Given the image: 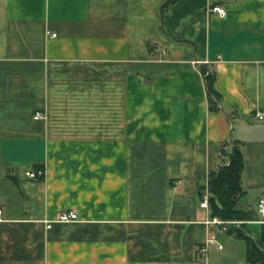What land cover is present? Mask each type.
<instances>
[{
    "label": "crops",
    "instance_id": "crops-1",
    "mask_svg": "<svg viewBox=\"0 0 264 264\" xmlns=\"http://www.w3.org/2000/svg\"><path fill=\"white\" fill-rule=\"evenodd\" d=\"M258 113L264 0H0V264H250L201 203L239 141L264 232Z\"/></svg>",
    "mask_w": 264,
    "mask_h": 264
},
{
    "label": "trees",
    "instance_id": "trees-1",
    "mask_svg": "<svg viewBox=\"0 0 264 264\" xmlns=\"http://www.w3.org/2000/svg\"><path fill=\"white\" fill-rule=\"evenodd\" d=\"M205 83L210 96V108L219 110L220 95L215 88V75L204 72ZM227 163L220 166L211 177L210 206L213 216H218L224 221H241L240 226L231 225L229 232L248 245L247 260L250 264H264V232L258 239L251 236L244 221L247 213L242 207L244 191L241 177L245 168V158L240 147V142L233 140L228 149L223 150Z\"/></svg>",
    "mask_w": 264,
    "mask_h": 264
},
{
    "label": "built area",
    "instance_id": "built-area-1",
    "mask_svg": "<svg viewBox=\"0 0 264 264\" xmlns=\"http://www.w3.org/2000/svg\"><path fill=\"white\" fill-rule=\"evenodd\" d=\"M212 12L218 14L220 17L225 18L227 16V11L225 8L219 5H215L212 7ZM55 36V35H54ZM258 119L263 120L264 114L258 113L257 114ZM43 118V115L41 113L36 115V119ZM44 174L43 170H38L37 172H28L27 176L29 178H37L39 176H42ZM201 207L209 209L210 208V187L207 186V189L202 194V203ZM258 212L259 214L264 218V195L260 198L258 202ZM79 220L78 213L76 211H62L58 218L55 220V222H61V223H70L75 222ZM264 223L263 221H261ZM210 223L215 224L223 231H228L231 225L240 226L241 221H224L218 216H215L211 219ZM52 221L48 223V227H51ZM219 248H222L219 246ZM200 251H205V247L201 248Z\"/></svg>",
    "mask_w": 264,
    "mask_h": 264
}]
</instances>
